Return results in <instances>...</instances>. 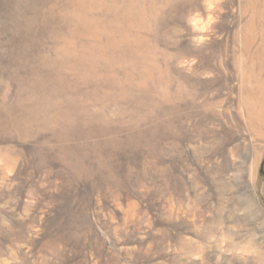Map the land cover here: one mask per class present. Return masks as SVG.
<instances>
[{
	"label": "rangeland",
	"instance_id": "rangeland-1",
	"mask_svg": "<svg viewBox=\"0 0 264 264\" xmlns=\"http://www.w3.org/2000/svg\"><path fill=\"white\" fill-rule=\"evenodd\" d=\"M263 168L264 0H0V264H264Z\"/></svg>",
	"mask_w": 264,
	"mask_h": 264
},
{
	"label": "clouds",
	"instance_id": "clouds-1",
	"mask_svg": "<svg viewBox=\"0 0 264 264\" xmlns=\"http://www.w3.org/2000/svg\"><path fill=\"white\" fill-rule=\"evenodd\" d=\"M211 6L212 7H215V3L213 2L212 4H211ZM194 23H196L197 25H199V30L200 31H204V32H206V31H208L210 28H211V26L215 23V18L213 17V16H208V18H207V20H202V19H196L195 21H194Z\"/></svg>",
	"mask_w": 264,
	"mask_h": 264
},
{
	"label": "trees",
	"instance_id": "trees-1",
	"mask_svg": "<svg viewBox=\"0 0 264 264\" xmlns=\"http://www.w3.org/2000/svg\"><path fill=\"white\" fill-rule=\"evenodd\" d=\"M262 177L264 179V168L262 169Z\"/></svg>",
	"mask_w": 264,
	"mask_h": 264
}]
</instances>
